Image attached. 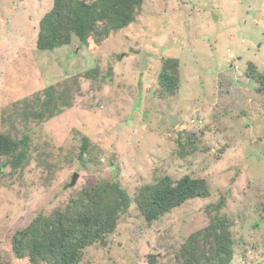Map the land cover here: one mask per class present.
Here are the masks:
<instances>
[{
  "label": "rangeland",
  "instance_id": "1",
  "mask_svg": "<svg viewBox=\"0 0 264 264\" xmlns=\"http://www.w3.org/2000/svg\"><path fill=\"white\" fill-rule=\"evenodd\" d=\"M52 3H0V132L31 138L28 163L0 174V262L30 264L13 253L14 233L85 187L118 180L135 197L163 176L190 175L207 181L209 198L153 225L132 204L80 264H147L150 254L173 264L222 196L234 221L233 264H264V94L247 75L249 67L264 74V0H144L134 23L99 44L74 37L41 52L39 22ZM165 58L180 62L170 97L159 84ZM50 89L71 105L37 123Z\"/></svg>",
  "mask_w": 264,
  "mask_h": 264
},
{
  "label": "trees",
  "instance_id": "2",
  "mask_svg": "<svg viewBox=\"0 0 264 264\" xmlns=\"http://www.w3.org/2000/svg\"><path fill=\"white\" fill-rule=\"evenodd\" d=\"M143 1L53 0L52 8L40 19L36 47L41 52H52L71 44L74 37L84 44H88L91 37H97L99 44L134 23ZM98 70L88 74L97 75ZM247 75L256 82L255 89L264 94V74L249 67ZM180 80V62L165 58L159 75L161 96L177 94ZM52 93L46 95L40 109L34 112L37 123L52 119L71 105L64 103L62 94ZM30 141L29 135L18 139L0 132V159H6L0 174L8 166L17 171L28 163ZM85 141L87 148L89 139ZM195 142L196 139L187 144L190 152L196 151ZM186 148L181 144V150ZM210 196L207 181L190 175L178 181L163 176L156 183L143 186L135 197L118 180L99 181L72 197L65 209H56L50 215L39 214L27 227L17 230L11 240L12 251L30 264H80L85 249L96 243L106 244V238L117 229L121 216L132 204L138 207L148 224L153 225L186 202ZM226 207L225 196L206 207L209 224L185 238L173 264H233L234 221L224 212ZM147 258V264H165L160 254H150Z\"/></svg>",
  "mask_w": 264,
  "mask_h": 264
},
{
  "label": "water",
  "instance_id": "3",
  "mask_svg": "<svg viewBox=\"0 0 264 264\" xmlns=\"http://www.w3.org/2000/svg\"><path fill=\"white\" fill-rule=\"evenodd\" d=\"M78 177H79V175L76 173V174L74 175V177H73V181H72V183H71V186H74V185L76 184V181H77Z\"/></svg>",
  "mask_w": 264,
  "mask_h": 264
}]
</instances>
